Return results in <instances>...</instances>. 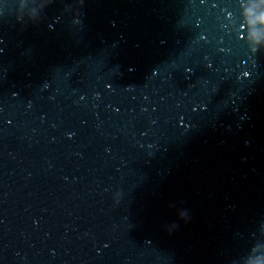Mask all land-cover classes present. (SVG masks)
Wrapping results in <instances>:
<instances>
[{
    "label": "water",
    "instance_id": "water-1",
    "mask_svg": "<svg viewBox=\"0 0 264 264\" xmlns=\"http://www.w3.org/2000/svg\"><path fill=\"white\" fill-rule=\"evenodd\" d=\"M0 264H264V0H0Z\"/></svg>",
    "mask_w": 264,
    "mask_h": 264
}]
</instances>
